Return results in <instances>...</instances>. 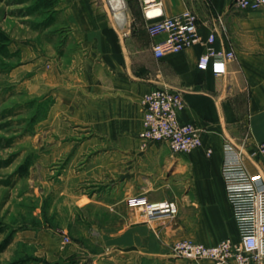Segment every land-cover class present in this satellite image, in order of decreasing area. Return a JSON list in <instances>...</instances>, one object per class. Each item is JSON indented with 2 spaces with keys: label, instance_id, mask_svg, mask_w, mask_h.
Wrapping results in <instances>:
<instances>
[{
  "label": "crops",
  "instance_id": "0c3cea01",
  "mask_svg": "<svg viewBox=\"0 0 264 264\" xmlns=\"http://www.w3.org/2000/svg\"><path fill=\"white\" fill-rule=\"evenodd\" d=\"M125 2L115 12L108 0H57L66 44L53 54L25 50L14 75L40 101L49 100L39 121V145L43 160L54 163L55 186L62 193L71 190L79 206L95 204L117 213L116 222L91 227L109 249L102 257L106 263L213 264L175 257L171 246L182 238L208 245L239 238L221 165L226 141L245 151L264 141V7L235 9L232 0H166L167 15L186 8L198 14L204 40L158 58L153 45L159 38L148 33L140 1ZM213 29L216 40L210 44L206 40ZM211 48L236 53L223 75L198 66ZM162 86L182 93L179 119L201 130L202 146L173 153L164 141L144 145L141 99ZM246 163L264 189V161L246 158ZM137 195L173 200L178 213L172 219L149 218L129 205ZM38 233L24 230L19 236L46 248L58 245L57 237ZM80 249L76 244L65 255L80 254Z\"/></svg>",
  "mask_w": 264,
  "mask_h": 264
},
{
  "label": "rangeland",
  "instance_id": "374dc122",
  "mask_svg": "<svg viewBox=\"0 0 264 264\" xmlns=\"http://www.w3.org/2000/svg\"><path fill=\"white\" fill-rule=\"evenodd\" d=\"M41 1L0 0V29L11 37L9 55L0 56V243L12 237L0 252V264H112L102 259L109 249L91 227L116 222L117 213L95 204L79 206L71 190L62 193L55 186L54 163L43 160L39 145V121L48 112L49 100L40 101L14 75L28 49L53 54L66 44L59 13ZM24 164L27 168L20 170ZM128 201L147 217L146 205L157 202L146 195ZM24 230L57 237L58 245L46 248L37 240L23 241L19 234ZM76 244L80 254L65 255Z\"/></svg>",
  "mask_w": 264,
  "mask_h": 264
},
{
  "label": "built area",
  "instance_id": "2783aa9c",
  "mask_svg": "<svg viewBox=\"0 0 264 264\" xmlns=\"http://www.w3.org/2000/svg\"><path fill=\"white\" fill-rule=\"evenodd\" d=\"M139 1L147 21L148 33L159 38L153 45L156 57L177 53L203 42L199 32L200 19L193 10L186 8L167 15L164 12L166 0ZM232 7L255 10L264 7V0H232ZM215 40L216 29H213L206 41L212 44ZM235 57L233 48H211L200 56L198 66L201 69L211 67L219 76L226 73L228 62ZM184 106L182 93L176 89L162 86L145 93L141 99L143 130L140 134L144 145L164 141L173 153H188L202 146L201 130L179 119ZM212 152L211 148L206 150L208 156ZM246 158L262 163L264 141L248 151L231 141L224 143L221 174L239 238L227 237L213 245L190 238L178 239L171 246L175 257L208 259L213 264H264V189L257 185L259 174L251 173ZM145 211L151 218L163 215L175 217L178 205L171 200H162L147 204Z\"/></svg>",
  "mask_w": 264,
  "mask_h": 264
},
{
  "label": "trees",
  "instance_id": "16d2710c",
  "mask_svg": "<svg viewBox=\"0 0 264 264\" xmlns=\"http://www.w3.org/2000/svg\"><path fill=\"white\" fill-rule=\"evenodd\" d=\"M57 0H42V4L44 7L51 9L55 7ZM11 41V37L8 33H6L3 29H0V56H8L9 55V43ZM26 164L20 166V170H24ZM11 235L8 236L4 241L0 243V252L6 250L8 245L11 243Z\"/></svg>",
  "mask_w": 264,
  "mask_h": 264
},
{
  "label": "bare ground",
  "instance_id": "6f19581e",
  "mask_svg": "<svg viewBox=\"0 0 264 264\" xmlns=\"http://www.w3.org/2000/svg\"><path fill=\"white\" fill-rule=\"evenodd\" d=\"M109 3L111 4V7L115 12L122 11V9L126 7L125 0H109ZM118 21L122 25L124 23L123 17L119 16Z\"/></svg>",
  "mask_w": 264,
  "mask_h": 264
}]
</instances>
